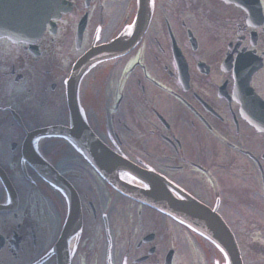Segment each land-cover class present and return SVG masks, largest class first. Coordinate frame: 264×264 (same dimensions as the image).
I'll return each mask as SVG.
<instances>
[{"label":"flooded vegetation","instance_id":"1","mask_svg":"<svg viewBox=\"0 0 264 264\" xmlns=\"http://www.w3.org/2000/svg\"><path fill=\"white\" fill-rule=\"evenodd\" d=\"M67 1L35 51L0 38V264L223 263L187 227L107 185L64 137L30 135L68 124L73 62L123 35L137 10V0ZM149 1L138 43L82 76L81 114L110 149L219 214L242 264H264V0ZM31 158L75 192L80 225L65 239L68 200Z\"/></svg>","mask_w":264,"mask_h":264},{"label":"water","instance_id":"2","mask_svg":"<svg viewBox=\"0 0 264 264\" xmlns=\"http://www.w3.org/2000/svg\"><path fill=\"white\" fill-rule=\"evenodd\" d=\"M146 2L147 0H139L136 25L129 36L92 48L74 65L67 83L71 128L53 127L42 132L60 133L71 138L102 177L117 190L167 213L209 239L223 252L227 264H242L233 236L219 215L186 196L183 199L175 198L168 190V184L156 174L136 168L101 144L83 124L77 113L74 92L81 73L91 64L118 56L135 44L147 22L144 9ZM66 8L67 4L64 0H0V36H7L13 41L34 40L39 37L45 24L57 18L61 12H65ZM80 30L81 26L77 40ZM249 115L250 120L257 123V114ZM122 172L140 180L148 189L123 182L120 179Z\"/></svg>","mask_w":264,"mask_h":264},{"label":"rangeland","instance_id":"3","mask_svg":"<svg viewBox=\"0 0 264 264\" xmlns=\"http://www.w3.org/2000/svg\"><path fill=\"white\" fill-rule=\"evenodd\" d=\"M135 214H136V211H135V209H134L132 215H135ZM191 238H192V237H191ZM187 239H188V237H187ZM192 240H193V239H192ZM193 242L195 243L194 245H199V246H200L201 242L204 243L205 241L201 239L200 241H197V242L193 240ZM185 243H186V242H185ZM205 243H206V242H205ZM207 244H208V243H207ZM186 248H187V247H186ZM187 251H188V248H187ZM187 251L182 250V254H183V253H187ZM215 251H216V250H215ZM216 252H217V251H216ZM217 253H218V252H217ZM217 253H216V254H217ZM218 255H219L220 258H221V255H220V254H218ZM192 256L194 257V253H193ZM220 258H219V260H220ZM188 261H189V260H188Z\"/></svg>","mask_w":264,"mask_h":264},{"label":"snow or ice","instance_id":"4","mask_svg":"<svg viewBox=\"0 0 264 264\" xmlns=\"http://www.w3.org/2000/svg\"><path fill=\"white\" fill-rule=\"evenodd\" d=\"M10 202V201H9Z\"/></svg>","mask_w":264,"mask_h":264}]
</instances>
